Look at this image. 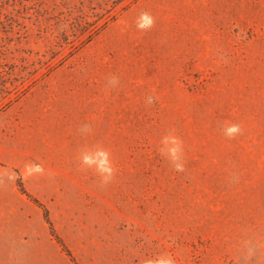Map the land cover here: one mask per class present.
<instances>
[{"label": "rangeland", "instance_id": "rangeland-1", "mask_svg": "<svg viewBox=\"0 0 264 264\" xmlns=\"http://www.w3.org/2000/svg\"><path fill=\"white\" fill-rule=\"evenodd\" d=\"M126 5L0 0V143L6 125L25 127L33 110L24 98L42 97L52 81L68 76L132 75L138 52L148 58L144 50L154 51L157 34L170 28L184 34V150L174 139L170 155L158 131L149 152L142 147L138 176L134 164H112L105 154L86 159L110 177L97 189L100 200L124 203L126 218L133 204L141 206V234L133 241L125 224L122 240L99 246L94 259L84 243L65 242L51 224L47 241L20 237L25 220L14 206L43 209L48 220L47 212L19 173L0 163V264H264V227L240 220L250 208L264 217L262 36L238 20L230 50L228 35L217 31L216 0ZM212 213L214 228L205 220ZM13 229L17 236H10ZM34 229L40 238L41 227Z\"/></svg>", "mask_w": 264, "mask_h": 264}, {"label": "crops", "instance_id": "crops-1", "mask_svg": "<svg viewBox=\"0 0 264 264\" xmlns=\"http://www.w3.org/2000/svg\"><path fill=\"white\" fill-rule=\"evenodd\" d=\"M216 2L218 11L214 15L221 20L217 31L228 35L230 50L236 49L238 20L250 23V27L254 25L259 31L264 77V0ZM175 42L180 46L174 48ZM182 43L184 34L165 29L157 34L154 51L150 47L144 50L148 58L142 59V51L138 52L132 75H89L82 80L68 76L52 81L54 85L42 97L32 95L23 99L33 112L28 114L20 131L6 125L5 139L0 143V163L8 171L19 173L26 192L43 205L49 221L43 209L30 212L14 206V215L19 214L25 220L20 237L27 235L33 240L47 241L51 224L65 242L84 243L85 253L94 259L102 255L99 246L122 240L125 224L132 228L133 241L135 235L141 234L140 204H133L132 214L126 218L124 203L100 200L97 189L107 188L110 177L86 159L105 154L112 164H134L133 173L138 176L144 160L142 147L149 152L158 131L164 145L171 149L170 155L174 139L184 150ZM174 116L176 129H173ZM11 189L16 191L13 183ZM205 220L207 227L218 226L213 213ZM240 220L251 228L264 227L263 215L256 217L253 208ZM34 224L42 229L40 238ZM17 232L10 230V236Z\"/></svg>", "mask_w": 264, "mask_h": 264}, {"label": "trees", "instance_id": "trees-1", "mask_svg": "<svg viewBox=\"0 0 264 264\" xmlns=\"http://www.w3.org/2000/svg\"><path fill=\"white\" fill-rule=\"evenodd\" d=\"M127 2H129V0H114V3L116 4V5H121V4H125V7L127 6L126 4H127Z\"/></svg>", "mask_w": 264, "mask_h": 264}]
</instances>
